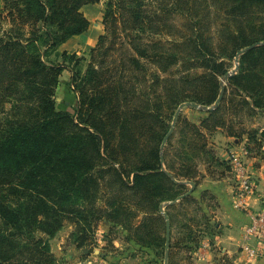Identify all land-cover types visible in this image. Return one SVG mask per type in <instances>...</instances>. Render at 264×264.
Segmentation results:
<instances>
[{
    "label": "trees",
    "instance_id": "trees-1",
    "mask_svg": "<svg viewBox=\"0 0 264 264\" xmlns=\"http://www.w3.org/2000/svg\"><path fill=\"white\" fill-rule=\"evenodd\" d=\"M2 1L0 264H42L53 258L48 253L49 240L66 222L74 225L71 238L77 247L87 246L102 221L123 227L129 239L142 248L156 250L162 258L168 250L172 264L173 255L199 238L192 228H177L181 223L177 222L179 208L188 210L195 202L191 195L180 199L188 188L178 180L188 176L201 160L209 167L222 165L230 171L228 161H222L209 147L203 129L212 133L222 128L238 138L247 134L256 147L264 143V126L243 127L244 117L255 114L257 108L264 109V44L245 51L240 71L229 76L225 63L215 57L213 37L197 33L198 42L206 48L203 59L210 61L209 71L193 77L169 74L160 79L158 87L163 92L154 103L156 98L149 96L145 87L130 85L127 80L126 109L130 121L140 129L148 153L147 159L138 161L127 152L124 155L116 141L117 132L110 128L122 115L118 106L121 95L110 88L118 60L111 56L117 51L115 44H105L109 36L101 35L90 50L85 71L81 62L87 58L60 51V46L88 28L84 5L104 2V23L109 35L116 37L126 33V21L135 24L147 17L146 0ZM156 1L164 2L162 10L181 16L188 10L185 7L195 2ZM254 12L264 15V0H238L229 10L237 17L235 30L224 23L226 30L221 28L218 37L229 40L234 30L237 52L264 41V20L258 26L247 22ZM129 45L127 49L125 44L123 55L135 64L133 72H142L148 50L136 39H131ZM154 56L164 59V72H169L177 60L167 51L155 52ZM66 69L73 72L71 81L79 99L74 113L68 107H57L56 89ZM188 69L186 64L184 70ZM228 85L238 98L228 97ZM222 90L221 101L207 110L200 125L179 115L168 136L180 104L213 106ZM234 123L241 125L236 127ZM195 211L202 215L200 209ZM196 218L192 220L198 222ZM173 229L177 230L174 237Z\"/></svg>",
    "mask_w": 264,
    "mask_h": 264
},
{
    "label": "rangeland",
    "instance_id": "rangeland-1",
    "mask_svg": "<svg viewBox=\"0 0 264 264\" xmlns=\"http://www.w3.org/2000/svg\"><path fill=\"white\" fill-rule=\"evenodd\" d=\"M237 1L238 0H195V2H191L189 4L190 6L185 7L188 10L185 11V15L183 14L181 16L178 13L169 14L167 11L162 10L161 7L164 5V2L161 4V2H157L156 0H146V9L148 10L147 17L141 20V22L135 24L126 21V33L121 34L122 32H120L116 37L114 35H109V29L105 25V34L109 36L106 37L105 44H115V48L117 49V51L116 53H112L111 56L113 57V55H115V57L118 58L116 64L113 67V79L111 80L112 86H110V88L112 90H117V93L121 95L118 106L122 110L120 120L111 123L110 128L114 129L117 132L118 137L116 141L118 142L117 144L123 148L125 156L127 152L135 156L138 161H142L148 158V153L147 151L145 152L143 148L142 138L140 134L141 131L136 127L135 123H132V121H130L129 111L128 109H126L127 80H129L130 85L145 87L147 94L151 97L156 98L152 100V102L154 103L155 101H158L157 95L162 94L163 92L161 90V87H158L160 79L168 77L169 74H173V76L177 77H193L208 72L209 69L207 65H210V61L203 59L205 55H207L205 50L206 48L202 45V42H198V38L196 37L197 33L203 32L205 37L208 35L213 37L212 48L214 49L215 57L218 59V61L225 63V67L229 70L228 75L230 76L233 74H237L240 71L242 65L241 55L245 51L249 50L247 49L249 46L243 48L238 52L235 51L236 44L238 43V40H236V37H234V35H236V32H234V30L236 27L235 19H237V17L230 15L229 10L231 6ZM2 5L3 1L0 0V9ZM263 20V14L254 12L252 13L251 18L246 21L254 23V25L258 26L263 23ZM224 23H230V26H232L230 27V29H234L232 30V33L234 35H230L229 40L218 37L220 35L218 31L221 30V28L223 31L226 30L224 26L222 27ZM126 34L130 37V39L126 37ZM131 39H136V43L139 42L141 44L140 46L146 47V49L148 50L149 57L142 60V63L144 64V66L142 67V72L140 69L138 71L134 70L133 72V68H136L135 64H131L128 61V59L126 58V54L123 55L125 44L127 49L131 47L129 45ZM186 44L187 48L185 47ZM263 44L264 41H261L260 43H255L251 46H253L254 48ZM162 51L172 52L176 55L177 60L173 67L170 68L169 72L167 70H165L164 72L163 70L165 68V66H163L164 59L158 56L153 57L155 52L160 53ZM199 51H202L204 53L203 56ZM132 53L134 54L133 50ZM77 54L79 56H85L87 58L86 61L81 62V67L83 71H85L90 58V51L86 52V54ZM195 62L196 64H194ZM186 64L189 65L190 69L184 70V66ZM66 70H68L69 72L66 71L62 73L63 75L61 74L62 78L60 79V84L56 89L57 107L64 110L67 106H69L68 111L74 113L75 107L78 106L79 99L76 92L73 90L74 86L73 82L71 81L73 72L71 69ZM227 78L228 76L225 77V80ZM223 84L226 85V82H223ZM227 95L228 97L238 98L237 92L233 87H230L229 85ZM66 100H69L70 104L67 105ZM6 105H8V102L6 103ZM184 111H186L185 115L190 116H194V114L198 115L199 113L198 109L192 107H186ZM232 112L233 115L236 114L235 110ZM244 118L245 124L243 125V127H245L246 129L259 128L261 126L260 124H264V109L257 108L255 114ZM234 125L236 127H239V125L241 124L234 123ZM134 153H136V155H134ZM202 164L203 163H201V165ZM181 208L186 209L185 207ZM181 208H179V210L177 211L179 219L177 220V222H182L184 219L190 217H196V215H198L199 217V213L195 211L193 207L190 212L185 211ZM196 219L198 220V218ZM120 230L121 229L116 228L115 234L111 236L121 238V246H117L115 244L112 245V243L109 242V239L105 240L106 242L104 245L99 246V243L97 242L98 237L97 235H95L93 242H91L87 246L78 248L80 257L85 258L87 255L91 254L97 249L99 251V257L102 260L105 258H103L102 254L106 253L104 256H107L108 252H112V254L110 255L113 257H116V255L118 256V250H122L120 247H123V249L126 248V243L122 241L123 235L121 234V232L119 233ZM68 233L69 235L66 236L65 234H62L60 232L55 237L49 240L50 249L48 253H51L53 258H47L46 260H44V263L41 261L42 264H58L60 257L63 256L60 247H63V250H65L64 248H66V246H68L69 244H76L71 238L72 231H68ZM115 247H118V249ZM112 260L113 259L107 261L110 262ZM113 264H115V262Z\"/></svg>",
    "mask_w": 264,
    "mask_h": 264
},
{
    "label": "crops",
    "instance_id": "crops-1",
    "mask_svg": "<svg viewBox=\"0 0 264 264\" xmlns=\"http://www.w3.org/2000/svg\"><path fill=\"white\" fill-rule=\"evenodd\" d=\"M104 6V2H99L86 4L82 7V11L89 20V26L81 34L75 35L63 43L60 46V51L86 54L98 44L100 36L105 34ZM66 71L68 70H64V72ZM66 104H70V101L66 100ZM186 107L198 109V115H185L184 109ZM202 107L212 106L186 105L181 109L179 115L200 125L203 118L208 115V109ZM260 125L259 128H263L264 124ZM203 133L206 135L205 138L209 147L222 161H228L232 148L241 149L244 146H250L252 151L247 162L255 180V192L248 200L247 210L238 208L235 205L234 181L226 167L214 164L209 167L205 160L199 161L196 168L188 176L178 181L186 184L188 188V191L180 196V199L191 195L195 201L192 207L200 209L202 215L199 217L196 215L198 222H194L190 217L184 219L185 221L183 220L177 226V228L183 226L182 231L184 228H192L195 234L199 235V238L190 242L188 249L173 255L172 264H264V249L257 258H250L243 250V245L246 243L255 246V237L250 236L246 239L244 230L246 225L251 222L252 216L264 208V143L262 147H256L253 142L249 141L247 134L238 138L228 135L222 128H217L212 133L203 129ZM201 163L203 164L201 165ZM192 207L188 210L181 209L190 212ZM116 228L121 229L119 233L121 232L122 241L126 243V248L120 247L122 250H118V256L113 257L110 255L112 252H108L109 255L107 254V256H104L106 253L102 254L103 258L105 257L102 260L97 249L85 258H81L77 245L69 244L64 248L65 250L60 247L63 256L60 257L58 264H113L114 262L115 264H170L168 250L165 257L161 258L155 250L142 248L135 240L129 239L127 230L120 226L114 227L109 221H102L97 226L95 235L98 237L99 246L104 245L105 240L108 239L112 245L121 246V238L111 236L115 234ZM73 230L74 225L66 222L60 232L68 236V231ZM174 233H177V230L173 229L172 237H174ZM170 234L169 232V236L167 235L169 240ZM115 248L118 249V247ZM111 259H113L110 261L112 263L107 261Z\"/></svg>",
    "mask_w": 264,
    "mask_h": 264
},
{
    "label": "built area",
    "instance_id": "built-area-1",
    "mask_svg": "<svg viewBox=\"0 0 264 264\" xmlns=\"http://www.w3.org/2000/svg\"><path fill=\"white\" fill-rule=\"evenodd\" d=\"M251 150L248 146L241 149L232 148L229 153L228 163L230 174L234 181V191L236 196L235 205L243 210L248 209V200L255 192V180L248 168V158ZM244 236L248 239L250 236L255 237V246L248 243L243 245L244 252L250 258L259 257L264 249V208L255 213L251 222L246 225Z\"/></svg>",
    "mask_w": 264,
    "mask_h": 264
},
{
    "label": "water",
    "instance_id": "water-1",
    "mask_svg": "<svg viewBox=\"0 0 264 264\" xmlns=\"http://www.w3.org/2000/svg\"><path fill=\"white\" fill-rule=\"evenodd\" d=\"M251 47H253V46H250V47H248L247 49H250ZM241 52H242V51H241ZM222 96H223V90H222L221 95H220V97L218 98V100H217V102L215 103L214 106H212V107H202V108H204V109H208V110L214 109V108L219 104V102L221 101ZM186 105L199 107V105H198L197 103H193V102H185V103H182V104L179 106V108H178V110H177V112H176V114H175L174 121H173V123H172V127H171V130H170L168 136L172 133V131H173L174 127H175V124H176V121H177L178 115L180 114L181 109H182L184 106H186ZM168 236H169V232H168Z\"/></svg>",
    "mask_w": 264,
    "mask_h": 264
}]
</instances>
